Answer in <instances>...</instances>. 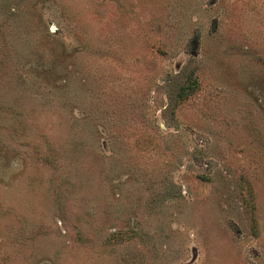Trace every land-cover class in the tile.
<instances>
[{
	"label": "rangeland",
	"instance_id": "374dc122",
	"mask_svg": "<svg viewBox=\"0 0 264 264\" xmlns=\"http://www.w3.org/2000/svg\"><path fill=\"white\" fill-rule=\"evenodd\" d=\"M0 264H264V0H0Z\"/></svg>",
	"mask_w": 264,
	"mask_h": 264
}]
</instances>
